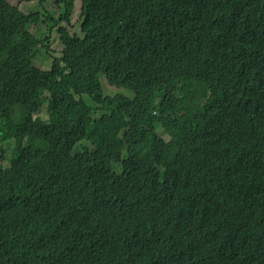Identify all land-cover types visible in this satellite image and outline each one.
I'll list each match as a JSON object with an SVG mask.
<instances>
[{
    "label": "trees",
    "instance_id": "16d2710c",
    "mask_svg": "<svg viewBox=\"0 0 264 264\" xmlns=\"http://www.w3.org/2000/svg\"><path fill=\"white\" fill-rule=\"evenodd\" d=\"M54 1L0 0V264H264V0Z\"/></svg>",
    "mask_w": 264,
    "mask_h": 264
},
{
    "label": "rangeland",
    "instance_id": "374dc122",
    "mask_svg": "<svg viewBox=\"0 0 264 264\" xmlns=\"http://www.w3.org/2000/svg\"><path fill=\"white\" fill-rule=\"evenodd\" d=\"M8 3L12 4L13 6L19 7L21 10H23L27 14H35L38 11H41L43 14V17L45 18L47 14L50 12H58L57 5L54 0H7ZM41 1V6L39 5ZM81 1L75 0V10L72 15V24L74 28H71L72 32L79 33V19H80V13H81ZM50 23H42L38 26H32L30 28V31L39 36L40 38L44 36H49L50 41L48 43L49 49L40 48L38 51V55L35 58V65L44 70H48L52 66V60L55 57H59L64 50V46L62 45L60 41L59 34L57 33V28H52ZM101 83L103 86L104 94L106 96H114L117 93H123L126 96L129 95V93L123 89H116L108 84L105 78H101ZM130 92V91H129ZM132 93L130 92V97H132ZM196 102H200L201 100L199 98L195 99ZM46 106L44 105L42 110L39 112L40 116L42 118H46ZM162 136L165 139H168V136L162 133ZM12 145V143H9ZM13 146V145H12ZM2 156V146L0 143V164H3L4 166H9V162L6 160H3L1 158Z\"/></svg>",
    "mask_w": 264,
    "mask_h": 264
}]
</instances>
